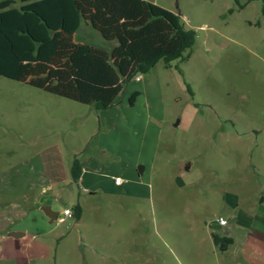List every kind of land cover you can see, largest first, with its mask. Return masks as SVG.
<instances>
[{"label": "rangeland", "instance_id": "obj_1", "mask_svg": "<svg viewBox=\"0 0 264 264\" xmlns=\"http://www.w3.org/2000/svg\"><path fill=\"white\" fill-rule=\"evenodd\" d=\"M159 2L174 10L186 29L195 31L191 56L172 62L170 68L161 60L143 76L140 85H148V89L139 91V84L132 80L108 110L97 111L91 105L0 76V189L10 168L36 155L48 139L66 153L72 147L80 148L81 158L93 156L101 162L113 157L136 161L144 148L147 170L142 180L147 199L125 200L112 211L101 201L105 216L96 229L112 232L114 242L119 243L102 253L117 255L115 264H145V260L147 264H215L211 254L195 259L186 253L193 250L192 236L179 226L177 200L187 198L189 191L183 188L186 180L179 174L182 164L193 158L194 133L186 121L194 118L191 108L196 107L201 119L234 118L243 124L237 127L239 131L246 129V121L257 126L264 123V0ZM87 31L94 45L106 43L86 24L77 34L78 40ZM134 92L143 95L131 106ZM146 106L151 107V118L162 126L152 119L147 128ZM159 132L161 147L152 164L147 150ZM260 140L264 143V132ZM196 144H202V138ZM226 163H232L229 157L216 167L222 169ZM16 198L9 197L11 201ZM7 201L0 192V209ZM75 223L68 219L59 231L67 234ZM74 236H78L77 230ZM78 257L70 251L59 255L57 263L79 264ZM79 259L82 262L81 254Z\"/></svg>", "mask_w": 264, "mask_h": 264}, {"label": "crops", "instance_id": "obj_2", "mask_svg": "<svg viewBox=\"0 0 264 264\" xmlns=\"http://www.w3.org/2000/svg\"><path fill=\"white\" fill-rule=\"evenodd\" d=\"M146 1L176 13L159 0ZM90 27L86 24V28ZM82 29L83 26L75 34V41L94 45L89 31L78 40L77 34ZM114 44L102 42L94 46L110 48ZM143 80L135 79L139 91L148 89V85H140ZM150 108L146 106L147 128L152 119L158 122L151 118ZM191 109L194 118L186 121V127L194 133L193 158L182 164L179 174L185 177L183 188L189 191L187 198L177 200L180 229L192 236L193 250L186 253L193 254L195 259L211 254L215 264H264V143L260 140L264 123L257 126L246 121V129L239 131L237 127L243 124L234 118L201 119L198 109ZM201 138L202 144H196ZM160 139L161 132L147 150L152 164L161 147ZM49 141L42 142L45 144L36 155L21 166L11 167L0 189L8 200L0 209L1 264H58L59 255L70 251L79 257L81 254L82 262L77 258L79 264H87L89 260L92 264L118 263L117 255L102 253L119 243L114 242L112 232L96 229L105 216L101 201L104 199L112 211L125 200L147 199V186L142 180L147 170L142 158L144 148L136 161L113 157L101 162L93 156L81 158L80 148L74 147L67 157L61 146ZM38 144L36 141L35 145ZM75 157L80 159L83 170L78 184L73 182L70 172ZM226 157L232 163H226L222 169L216 167ZM141 165L143 173L137 168ZM118 177L123 179L120 185L115 183ZM205 179L208 182L201 184ZM12 196H17L16 200L11 201ZM76 204L83 209L81 219L67 234L60 232V225L74 219V215L62 223L58 219L64 218L65 209L73 211ZM45 207L59 214L56 221L51 222L43 211ZM220 218L227 220V224L221 225ZM161 227L166 229L167 225ZM75 230L78 236H74ZM12 231L24 232L25 236L10 237ZM213 234L230 238L233 244L222 252L215 245ZM143 263L147 264V260Z\"/></svg>", "mask_w": 264, "mask_h": 264}, {"label": "trees", "instance_id": "obj_3", "mask_svg": "<svg viewBox=\"0 0 264 264\" xmlns=\"http://www.w3.org/2000/svg\"><path fill=\"white\" fill-rule=\"evenodd\" d=\"M84 24L114 46L76 42ZM195 41V31L186 29L179 15L146 0L0 2V76L97 111L113 107L127 84L149 74L161 60L167 68L188 60ZM139 95L130 97L131 106ZM82 171L75 157L70 171L75 184ZM73 212L79 221L81 205ZM213 239L222 252L233 244L216 234Z\"/></svg>", "mask_w": 264, "mask_h": 264}, {"label": "built area", "instance_id": "obj_4", "mask_svg": "<svg viewBox=\"0 0 264 264\" xmlns=\"http://www.w3.org/2000/svg\"><path fill=\"white\" fill-rule=\"evenodd\" d=\"M143 78L142 75H138L135 79L137 81H140L141 79ZM115 183L120 185L121 183H123V179L121 177H118L115 179ZM63 215H64V218H59L58 220V223H62V222H65V219L66 218H73V211L71 209H65L64 212H63ZM219 223L221 225H226L227 224V220H225L224 218H220L219 220Z\"/></svg>", "mask_w": 264, "mask_h": 264}, {"label": "water", "instance_id": "obj_5", "mask_svg": "<svg viewBox=\"0 0 264 264\" xmlns=\"http://www.w3.org/2000/svg\"><path fill=\"white\" fill-rule=\"evenodd\" d=\"M144 167L140 166L139 167V171L140 173H143ZM46 209H43V211L45 212V214L51 219V222L56 221L57 217L59 216V214L54 213L51 211V209H49V207H45ZM48 210V211H47ZM10 237L19 239L23 236H25L24 232H18V231H12L8 234Z\"/></svg>", "mask_w": 264, "mask_h": 264}]
</instances>
